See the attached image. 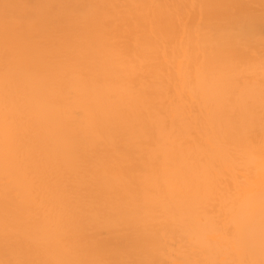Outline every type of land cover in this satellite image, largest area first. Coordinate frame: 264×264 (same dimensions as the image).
Listing matches in <instances>:
<instances>
[{
	"label": "bare ground",
	"instance_id": "1",
	"mask_svg": "<svg viewBox=\"0 0 264 264\" xmlns=\"http://www.w3.org/2000/svg\"><path fill=\"white\" fill-rule=\"evenodd\" d=\"M262 41L264 0H0V262L261 264Z\"/></svg>",
	"mask_w": 264,
	"mask_h": 264
},
{
	"label": "snow or ice",
	"instance_id": "2",
	"mask_svg": "<svg viewBox=\"0 0 264 264\" xmlns=\"http://www.w3.org/2000/svg\"><path fill=\"white\" fill-rule=\"evenodd\" d=\"M264 43V41H262ZM5 119H8L6 114ZM261 215L262 220H264V200H262L261 205ZM44 240L43 237L38 234H33L31 232H25L19 239L18 243L29 248H39L42 246ZM0 264H52V262L46 261H3ZM55 264H98V262H72V261H60L55 262ZM209 264H219V262H209ZM223 264H251L249 261H224ZM264 264V261H261Z\"/></svg>",
	"mask_w": 264,
	"mask_h": 264
}]
</instances>
